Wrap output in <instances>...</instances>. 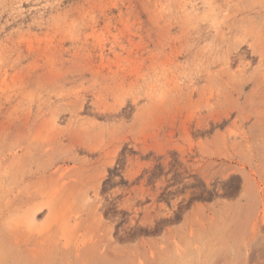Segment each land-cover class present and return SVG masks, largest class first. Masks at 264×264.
Wrapping results in <instances>:
<instances>
[{
    "label": "rangeland",
    "instance_id": "obj_1",
    "mask_svg": "<svg viewBox=\"0 0 264 264\" xmlns=\"http://www.w3.org/2000/svg\"><path fill=\"white\" fill-rule=\"evenodd\" d=\"M0 264H264V0H0Z\"/></svg>",
    "mask_w": 264,
    "mask_h": 264
}]
</instances>
